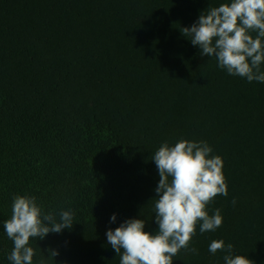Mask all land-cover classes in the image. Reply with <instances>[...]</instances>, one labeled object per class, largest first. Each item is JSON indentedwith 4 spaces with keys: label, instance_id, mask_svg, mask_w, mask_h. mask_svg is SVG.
Listing matches in <instances>:
<instances>
[{
    "label": "trees",
    "instance_id": "trees-1",
    "mask_svg": "<svg viewBox=\"0 0 264 264\" xmlns=\"http://www.w3.org/2000/svg\"><path fill=\"white\" fill-rule=\"evenodd\" d=\"M224 2L0 0V264L15 195L74 213L71 229L30 240L33 264H119L106 231L140 218L155 234L152 156L181 139L222 158L228 195L207 206L222 226H197L198 254L173 264H225L213 240L264 264V83L227 74L181 33Z\"/></svg>",
    "mask_w": 264,
    "mask_h": 264
},
{
    "label": "clouds",
    "instance_id": "clouds-1",
    "mask_svg": "<svg viewBox=\"0 0 264 264\" xmlns=\"http://www.w3.org/2000/svg\"><path fill=\"white\" fill-rule=\"evenodd\" d=\"M181 33L199 47L201 56L215 57L217 66L227 74L249 83H264V0H226L218 7H208L190 27L181 28ZM212 151L206 141L185 139L174 146L163 142L155 151L158 230L155 234L144 231L145 221L140 218L127 219L114 230L109 228L107 243L120 257L119 264H173V257L181 250L198 254L191 247L197 226L200 233L222 226L221 210L215 209L212 215L207 211L217 195H228L222 158L212 156ZM73 219L72 210L45 213L34 196H13L11 216L3 222V230L13 242L8 260L11 264H33L35 251L30 240L71 229ZM116 219L113 214L110 223ZM233 249L231 243L213 240L208 250L212 255L225 253V264H254L246 255H233ZM48 254L55 258L58 252L49 249Z\"/></svg>",
    "mask_w": 264,
    "mask_h": 264
}]
</instances>
